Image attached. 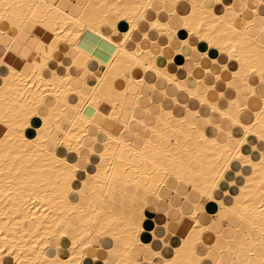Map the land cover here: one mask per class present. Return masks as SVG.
<instances>
[{
  "label": "bare ground",
  "instance_id": "6f19581e",
  "mask_svg": "<svg viewBox=\"0 0 264 264\" xmlns=\"http://www.w3.org/2000/svg\"><path fill=\"white\" fill-rule=\"evenodd\" d=\"M241 3L0 0V35L9 39L0 51H12L22 34L31 37L30 50L11 65L15 70L0 73V127L6 129L0 136V264H264V114L252 113L244 164L231 159L234 141L210 135L203 120L193 128L189 114L207 112L212 123L223 124L212 104L227 113L234 106L242 120L248 109L238 106H264V21L236 30L244 24L233 13L244 11ZM40 17L46 31L34 37L31 20ZM184 47L194 57H183ZM161 57L167 67L158 65ZM177 58L186 65L178 66ZM217 63L220 72L213 70ZM187 77L198 85L190 88ZM181 112L188 116L183 122ZM183 124L199 136L177 139ZM128 126L126 135H113ZM117 183L158 201L184 197L176 206L167 203L163 224L146 217L135 222L104 207ZM208 193L219 199L207 200ZM207 203L213 219L225 212L237 221L227 228L231 234H216L224 248L203 239L210 228L197 217ZM138 246L153 257L137 258Z\"/></svg>",
  "mask_w": 264,
  "mask_h": 264
},
{
  "label": "crops",
  "instance_id": "0c3cea01",
  "mask_svg": "<svg viewBox=\"0 0 264 264\" xmlns=\"http://www.w3.org/2000/svg\"><path fill=\"white\" fill-rule=\"evenodd\" d=\"M59 2L61 3V5H64L66 0H57V3H59ZM158 7H159V5H158ZM41 20H42L41 17L39 19H37V20H34V19L31 20L32 23H34V25H32L33 26L32 35L34 37L35 36L36 37H40L41 35H42V37L44 36V32L46 31V27L44 25L40 24ZM34 26H36V27H34ZM120 34H121L120 31H119V33L115 34L114 35V39L115 40H119L120 39ZM30 39H31L30 35L22 34L21 37L12 46V51L9 53L8 56L5 57V59L11 60L12 63H13L16 60V58H17V54L18 55H20L21 53L24 54L26 52V50H30L29 49L30 47L28 46V42L30 41ZM6 40H7V43H6ZM0 42L5 46V45L9 44V39H7V38L3 37L2 35H0ZM193 52L194 51H193V49H191V47H184L182 49V56L183 57H194V53ZM176 61H177L176 64L178 66H185L186 65V61L185 60L183 61V60L177 58ZM191 62H193V60H191ZM157 63H158V65L160 67H164V66L167 67L168 66V65L167 66L165 65L168 62H166V60L164 58H162V57L158 59ZM24 66L25 65L23 63L21 65V67H20V69L22 71H24ZM219 66H221V65L220 64H218V66H214L213 65V70L215 72H220L221 68ZM101 69H102V67H101ZM191 69H189V70H191ZM240 75H242V76L247 75L246 69H240ZM180 77H182V73H180ZM187 78H188V81H187L188 82V86L190 88L196 87L198 85L197 83L195 84L194 80L191 77H187ZM241 93L243 95H248L249 94V88L246 87V86L242 87ZM228 111L232 115H236V113H237L236 112L237 110H236V108L234 106H230ZM163 117L165 119L168 118V116L166 114H164ZM5 131H6L5 127H0V136L3 135L5 133ZM79 165H81V166L83 165L84 166L85 165L84 160H80L79 161ZM116 186H117L116 187L117 190L112 195V199L113 200L112 199L111 200H105L104 201V207L110 209L114 213L123 214L124 216L131 217L132 219L134 218L133 220L135 222H141V221H143L142 218L144 219L146 217L149 220H152V219H153V221L155 220V223H157L159 225L163 224L164 223V217H163V215L160 212H165L168 209V204L167 203H169V204H171L173 206H176V205L180 204V202L182 201V198L184 197L183 195L182 196H180V195H176L175 196L174 195V196H170L168 201H166V200L158 201V200H156V199H154L152 197H147V195L145 193H143L142 191L141 192L140 191H135L133 189V187L124 186L121 183H117ZM120 187H121L122 190L120 189ZM124 190H126L125 192L127 193V195H124L123 193H121ZM177 190H181L182 194H184L185 190H188V189L180 188V189H177ZM131 194H135L136 198L134 200L131 197H130L131 199L128 198V196L131 195ZM192 194L194 195V198L205 202V200L202 197H200V195L197 192H193ZM145 199L147 201L148 207H146V204L144 202ZM142 200H143V202H142ZM144 206L146 208H144ZM206 206H207L206 213H203V214H201L199 216V221L201 222V224L204 227H209L210 228L206 233H204L203 239L209 245H214L216 248H220V249L224 248V247H226V244L222 241V239H217L216 238V234L220 233V232L225 233V235L231 234V232L227 231V228H233L237 224V221H236L235 218L228 217L225 212H220L219 213V217L223 221L222 220L218 221L217 219H213L214 206L212 204H209V203H207ZM139 213H141L142 215L139 214ZM134 216H136V217H134ZM179 228H180V226H176V231H175L176 233L179 230ZM229 246L230 247L228 248V250L230 252H232V249L234 250L235 248H234L233 245H229ZM119 248L120 247L116 246L117 250ZM136 248L137 249L135 251V255H136L137 258L145 259V257H147V259H151L153 257V250L148 252L147 250L143 249L142 247L138 246ZM91 254L92 255H97L95 252H92ZM107 256L108 255H106V258H107ZM219 258H221V255L219 256Z\"/></svg>",
  "mask_w": 264,
  "mask_h": 264
},
{
  "label": "snow or ice",
  "instance_id": "6c2138e0",
  "mask_svg": "<svg viewBox=\"0 0 264 264\" xmlns=\"http://www.w3.org/2000/svg\"><path fill=\"white\" fill-rule=\"evenodd\" d=\"M217 2H219V0H217ZM225 2L231 4L232 0H225ZM240 7L244 11H241L238 8H234L233 13L237 17L242 18L244 20V24L242 26L238 22L235 25L236 30L243 31L244 28H247L250 25H252L257 19H259L260 21H264V0H242ZM245 11L247 12L246 16L244 14ZM153 27H155V25H153ZM145 31H147V28H145ZM146 38L147 37H145V39ZM233 51H235V49H233ZM10 52H11L10 48L0 51V57H6L9 55ZM11 65H12L11 60L0 58V73L9 74L13 72L15 69ZM252 71L254 72L255 69H252ZM217 79H219V77H217ZM229 87H231V84L229 85ZM251 95L256 96V92L253 91ZM221 97L223 98V91L221 92ZM228 99L232 105L236 104V101L231 100V94H229ZM261 99H264V91L261 92ZM157 103L159 104L162 102H157ZM201 103L207 105L208 101L202 100ZM238 107L239 108L246 107L248 109V119L242 120V118L239 116L238 113L236 115H232L225 111H221V109L224 108V105H221V109H218L217 107H215L214 104L210 106V111L214 114H217V116L224 121L223 124L212 123V117L208 116L207 112H203V113L194 112V113H189V114L192 116L193 122L191 126L193 128L197 127L196 121L203 120L205 125L211 127L212 129L211 135L217 138L221 136H227L229 138V143H232L234 141V143L232 144L233 154L231 155V159L238 160L240 161L241 164H244L248 162L244 159L245 152L248 151V149L245 148L244 146L248 143L249 129L253 126V123H254V121L252 120V113L255 112L257 115L264 114V106H258L257 109H253L251 104L241 105ZM162 111L163 109H159L156 112V116L158 117ZM180 117H181V122H183V120L185 119H188V116H186L183 112L180 113ZM132 120L136 121V117L133 116ZM36 123L39 124V121L37 120ZM149 124L154 125V121L150 120ZM129 127L130 126L123 127V128L117 127L113 135L119 139V137L124 136L128 133ZM144 131L145 132L150 131L147 125L144 126ZM135 134L139 135L140 132L137 131ZM260 140H261L260 150L262 153H264V134H261ZM81 147H83V145H81ZM69 171H71V169H69ZM225 171H226V166L225 168H222L220 171V179L225 180V186H226L227 180H230L231 177L229 176L227 177V179H225V176H224ZM222 194L225 196L228 195L227 192H224ZM205 198L209 201H214V200L219 199V195H213L212 193H208L205 195ZM201 203H203V201H201ZM197 219L199 218L197 217ZM201 256H203V253H201ZM6 264H10V262H6Z\"/></svg>",
  "mask_w": 264,
  "mask_h": 264
},
{
  "label": "rangeland",
  "instance_id": "374dc122",
  "mask_svg": "<svg viewBox=\"0 0 264 264\" xmlns=\"http://www.w3.org/2000/svg\"><path fill=\"white\" fill-rule=\"evenodd\" d=\"M167 115V114H166ZM191 130V131H190ZM199 130H194V129H191V127H187V125H185L184 126V124H183V126L181 127V132L180 131H178V133H179V137H177V139H181V140H184V139H187V134H191V136L193 137V138H197L198 136H199V134H200V132H198ZM174 130H171L170 131V135H172V134H174ZM210 135H211V131H210ZM186 136V137H185Z\"/></svg>",
  "mask_w": 264,
  "mask_h": 264
}]
</instances>
